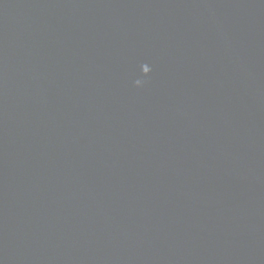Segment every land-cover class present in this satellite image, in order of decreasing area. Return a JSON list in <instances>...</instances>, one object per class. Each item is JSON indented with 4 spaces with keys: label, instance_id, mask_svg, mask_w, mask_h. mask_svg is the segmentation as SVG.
<instances>
[{
    "label": "water",
    "instance_id": "water-1",
    "mask_svg": "<svg viewBox=\"0 0 264 264\" xmlns=\"http://www.w3.org/2000/svg\"><path fill=\"white\" fill-rule=\"evenodd\" d=\"M0 264H264V0H0Z\"/></svg>",
    "mask_w": 264,
    "mask_h": 264
}]
</instances>
